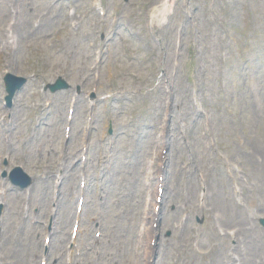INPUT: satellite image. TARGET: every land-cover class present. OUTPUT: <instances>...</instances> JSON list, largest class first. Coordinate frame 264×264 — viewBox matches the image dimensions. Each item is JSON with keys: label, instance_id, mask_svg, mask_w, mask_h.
Here are the masks:
<instances>
[{"label": "rangeland", "instance_id": "1", "mask_svg": "<svg viewBox=\"0 0 264 264\" xmlns=\"http://www.w3.org/2000/svg\"><path fill=\"white\" fill-rule=\"evenodd\" d=\"M7 1L0 0L1 41L4 44L6 41L5 47L0 49L1 108L6 106L3 98L5 91L1 82L3 72L8 70L20 76H29L28 82L15 101L16 108L21 109L23 113V119L17 118V136L22 133V137L25 138L24 131L32 132L34 128L31 120L37 121L39 116L43 115L47 118V124L39 130V135L42 136L44 131L43 135L50 134L59 141L70 95L78 92V98L86 102L93 92L92 88H97L94 97L96 107L85 109L82 103L79 104L74 120L77 125L71 140L57 147V150L65 152L63 157L67 156L68 161L65 175L69 178L61 186L62 196H65L70 187L78 183V173L70 174L69 170L73 171L71 162H78L80 159L82 147V137L79 138L80 123L84 122L85 126V122L88 121L87 114H90L93 119L96 117L95 129L93 132L90 131L89 140L84 138L90 149V164L86 167L89 177L100 176L103 180L104 141L112 136L113 131L116 132L118 142L114 170H118V173L116 183L110 187V209L115 218H121V212L127 209L126 206L128 209L121 220H117L119 222L106 220L104 225L106 240L108 237L111 242L127 239L126 242L131 244L129 237L121 232V226L129 222L125 220L127 216L128 218L130 216L129 210L135 212V208H130L129 205L134 197L128 193V189L125 192L124 172L130 169L126 164L133 170L140 167L149 168L152 164L153 170H151L148 188L152 191L155 181L152 176L158 168L161 152L164 153L163 144L168 145L165 148L167 149V165L171 166L174 179L168 184L169 203L168 206L163 207L165 227L160 243L161 246L165 243L171 245L172 254L171 258L166 257L161 264H167L165 262L167 259L170 264H209L205 255L201 256L197 253L195 237L191 238L194 235L192 228L195 226L192 225V215L189 214L187 228L184 233L181 232L182 217L189 210L196 209L197 198L201 196L205 197L201 198V203L208 202L209 205L212 204L210 197L217 199L213 205H221L222 214L226 216L224 223L228 226L236 224L235 227H239L242 233L244 227H251V225L243 224V219L245 222H253L251 219H255L252 214L257 212L264 216V109L259 99L257 102L253 95L249 99L247 94L249 90H246V87H240L246 81V77L238 75L239 69L246 64L249 55L255 53V56L264 58V0H170V6L162 14L159 23L155 22V15L158 13L157 9L162 8L166 0H76L75 6L81 14L80 31L82 32L74 33L67 30L57 36L54 41H52L53 31L65 22V15L61 19L56 17L60 14L58 10L60 7L50 10L49 0H18L25 13L27 32H29L32 18L42 17L40 32L31 33L23 44L29 49L27 58L20 56L23 51L20 42L23 38L15 42L14 49L6 48V45L9 46L7 44L9 33L14 32L16 27H22L19 21L23 20V17L20 18L21 20L16 17L14 21L16 25H13L10 30L9 25L4 26ZM100 11L104 13L103 16L99 14ZM117 16L119 20L113 21V18ZM47 32L49 34L45 36ZM87 32L89 37L86 36ZM104 36L106 41H103ZM58 40L60 44H57ZM92 41L94 47L89 44ZM245 44H247L246 48ZM61 46L64 50H61ZM250 47L254 50L246 57V51ZM93 49H99V52L104 55L102 66H97L100 70H96L99 71L96 72V79L93 78V74L90 76L92 72L90 67L93 64L91 57L86 62V56L93 52ZM222 59L225 63L229 61L228 64L233 65L232 69H228V78L224 84L226 88L232 86L234 93L231 112L237 115L224 116L222 120L225 123L221 125L219 123V126L214 124H211L209 128L205 126L204 133L208 136L207 141H204L206 138L200 141L194 137V142L189 149L190 140H183L181 137V134L191 136L187 126L183 125L184 115L188 117L192 109L203 113L209 110V117L212 114L213 118L210 120L216 121L212 109L218 106L220 110H223L224 99L219 92L221 79L219 67ZM58 76L67 80L72 88L58 92L56 97L49 90H44V86L54 82L53 80ZM209 76L211 80H208ZM262 76L264 81V75ZM249 112L250 115H248ZM200 117L198 115V118ZM4 119L5 114L0 109L1 126L5 124ZM228 126L229 129H226ZM109 127L112 128L111 135L107 134ZM4 128L6 129V126ZM211 130L213 139L210 141ZM136 136L141 141L140 145L133 142ZM239 137L241 141H238ZM242 137L245 139V145H242ZM161 140L164 142L159 143ZM209 142H211L210 145H207ZM212 143L219 146L218 152L231 155L232 158L239 155L243 177L241 184L244 186V193L240 197L243 201L242 206H236L231 201L226 187L227 177L221 172L222 167L215 160L218 152L213 149ZM42 144L47 148L45 140ZM132 145L139 148L140 163L143 161L145 165L134 166L127 161L126 157L131 154ZM1 151L2 142L0 153ZM46 152L44 156H36L37 165L31 164L30 172L36 181L33 199L41 206L43 226L50 218L49 214L46 215L50 196L49 191L45 194L41 191L42 184L46 180L45 177L49 178L51 183V176L57 170L54 156L48 154V150ZM20 154L21 152L17 151L16 155ZM15 164L19 163L15 162ZM170 177L169 175V181ZM91 181L94 188L93 177ZM0 187L5 186L0 185ZM133 189L136 190V188ZM202 192L203 195H201ZM124 193L130 195L131 199L122 201L125 198ZM256 194H258L257 198ZM15 196L16 199H14ZM6 200L10 203L6 208V230L3 237L5 254L2 252L0 264H38L39 257H36V254L41 252L43 227L41 225L28 227L31 228L29 234L39 235L32 236L34 241H37L38 248L30 241L27 243L31 245H27L26 236L22 237L23 244L17 247L16 242L21 238L17 235V230L18 219L21 218L22 213V195H15L9 191ZM63 203L66 202L61 199L59 214L54 217L56 223L58 220V236L60 228L67 232L71 225V220L65 225L68 216L62 214ZM93 204L94 197H91L89 208L92 209ZM199 207L201 208V204ZM172 209L174 211L170 212ZM106 213L108 216V211ZM91 216L93 214L89 215ZM85 228L87 223L83 224V230ZM247 232L248 237L251 238L253 233ZM65 235L67 237L68 233ZM255 235L257 237V233ZM58 238L53 237L52 243L54 240V246H63L60 241L64 239ZM207 240L208 244L202 241L203 251L207 254L216 253L215 250H209L212 249L214 237H209ZM222 241L224 251L227 243ZM254 241L257 243L258 253H263L259 245L261 241L257 239ZM81 242L87 244V241L81 240ZM126 242L121 248H115V252L111 255V260L117 264H132L136 261L135 256L131 257V253L126 252ZM111 251L113 248L106 246V258L103 264H107V259L110 261L108 252ZM140 251L141 249H137L138 254ZM18 255L19 261H17ZM225 255L224 252L220 264H224ZM141 263L146 264L144 256L143 261L139 260V264Z\"/></svg>", "mask_w": 264, "mask_h": 264}, {"label": "bare ground", "instance_id": "2", "mask_svg": "<svg viewBox=\"0 0 264 264\" xmlns=\"http://www.w3.org/2000/svg\"><path fill=\"white\" fill-rule=\"evenodd\" d=\"M170 1V0H169ZM169 1L167 2V0L165 1V3L163 4L162 8H158L157 11L158 13L155 15V22L159 23L160 22V18L163 16L162 14L165 12V10L167 11L169 5ZM172 1V0H171ZM149 217H147L148 219ZM146 219V220H147ZM154 218H152L153 220ZM150 240V239H149Z\"/></svg>", "mask_w": 264, "mask_h": 264}]
</instances>
